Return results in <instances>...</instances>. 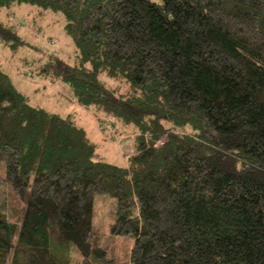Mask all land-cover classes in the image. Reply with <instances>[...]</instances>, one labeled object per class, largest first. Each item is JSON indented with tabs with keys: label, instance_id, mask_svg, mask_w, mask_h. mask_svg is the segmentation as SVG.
I'll use <instances>...</instances> for the list:
<instances>
[{
	"label": "trees",
	"instance_id": "obj_1",
	"mask_svg": "<svg viewBox=\"0 0 264 264\" xmlns=\"http://www.w3.org/2000/svg\"><path fill=\"white\" fill-rule=\"evenodd\" d=\"M59 13L75 61L39 75L132 124L126 167L0 71V264H112L92 198L115 201L122 264H264V0H0ZM23 43L0 21V44ZM100 77L115 81L112 87ZM16 209L15 220L7 214ZM13 211V210H12Z\"/></svg>",
	"mask_w": 264,
	"mask_h": 264
},
{
	"label": "rangeland",
	"instance_id": "obj_2",
	"mask_svg": "<svg viewBox=\"0 0 264 264\" xmlns=\"http://www.w3.org/2000/svg\"><path fill=\"white\" fill-rule=\"evenodd\" d=\"M0 21L12 26L23 41L15 49L0 44V71L7 75L15 90L34 107L60 117L69 116L95 145V161L126 167V160L135 149L134 138L137 133L133 125H123L111 115L81 107L64 83L39 75L41 68L51 58L61 59L69 66L76 59L75 47L65 33L62 15L48 10L43 12L35 5L13 3L0 9ZM99 79L109 87L115 84V81L104 77ZM4 173V165L0 163V179ZM92 200L91 230L100 236V246L106 251L107 259H112V264H122L128 257L130 242L124 236L109 232L110 225L115 221V201L99 193ZM16 213V209L8 206L10 220H15ZM70 255L79 264L80 255L73 248Z\"/></svg>",
	"mask_w": 264,
	"mask_h": 264
}]
</instances>
